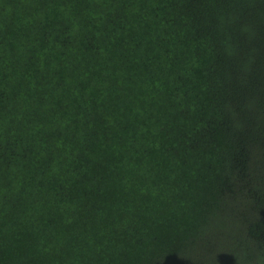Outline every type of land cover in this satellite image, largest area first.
Returning a JSON list of instances; mask_svg holds the SVG:
<instances>
[{
  "label": "trees",
  "instance_id": "trees-1",
  "mask_svg": "<svg viewBox=\"0 0 264 264\" xmlns=\"http://www.w3.org/2000/svg\"><path fill=\"white\" fill-rule=\"evenodd\" d=\"M0 264H264V0H0Z\"/></svg>",
  "mask_w": 264,
  "mask_h": 264
}]
</instances>
